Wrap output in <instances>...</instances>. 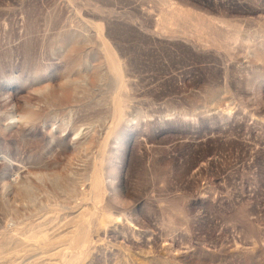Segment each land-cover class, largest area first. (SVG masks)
Masks as SVG:
<instances>
[{"label": "rangeland", "instance_id": "obj_1", "mask_svg": "<svg viewBox=\"0 0 264 264\" xmlns=\"http://www.w3.org/2000/svg\"><path fill=\"white\" fill-rule=\"evenodd\" d=\"M0 264H264V0H0Z\"/></svg>", "mask_w": 264, "mask_h": 264}, {"label": "bare ground", "instance_id": "obj_2", "mask_svg": "<svg viewBox=\"0 0 264 264\" xmlns=\"http://www.w3.org/2000/svg\"><path fill=\"white\" fill-rule=\"evenodd\" d=\"M51 94V93H50ZM64 95V97L65 98H67L68 96L67 95H65V94H63ZM19 117H17V116H14L11 120H12V122H13V125H12V127H17V126H21V121L24 119L23 117H21V118H19ZM24 121H27V119L25 118L24 119ZM10 129H11V127H10ZM47 134H48V132H47ZM52 139H54L55 138V135H54V133H50V134H48ZM82 135V133H75V137L73 138V139H69V142H68V144H67V146L68 147H70V148H72L73 150H75V149H77V147H78V140H79V138H80V136ZM73 136V135H72ZM58 140V139H57ZM64 141H66V140H64ZM72 160V159H71ZM74 160V159H73ZM72 164V163H71ZM109 223H110V225L112 226V227H114V228H118V227H120V224H119V222H113L112 220L111 221H109Z\"/></svg>", "mask_w": 264, "mask_h": 264}]
</instances>
